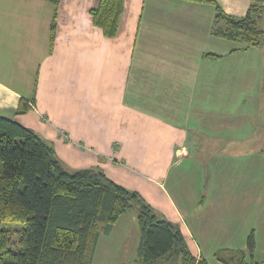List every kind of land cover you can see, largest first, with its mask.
Here are the masks:
<instances>
[{"label":"crops","instance_id":"1","mask_svg":"<svg viewBox=\"0 0 264 264\" xmlns=\"http://www.w3.org/2000/svg\"><path fill=\"white\" fill-rule=\"evenodd\" d=\"M98 1L61 0L50 47L53 6L0 0V115L68 168H100L138 192L197 259L198 244L209 259L246 251L252 233L253 261L264 262L262 136L251 146L264 131V6L261 46L243 50L213 36L207 0H124L111 39L92 25ZM215 2L242 17L251 0ZM126 215L99 237L91 264H136L139 231Z\"/></svg>","mask_w":264,"mask_h":264},{"label":"trees","instance_id":"2","mask_svg":"<svg viewBox=\"0 0 264 264\" xmlns=\"http://www.w3.org/2000/svg\"><path fill=\"white\" fill-rule=\"evenodd\" d=\"M45 1L54 8L51 47L61 0ZM123 1L99 0L89 11L92 25L107 39L117 33ZM207 1L215 7L213 36L241 43L243 50L261 46L264 0H251L242 17ZM28 109L20 101L17 113ZM131 210L139 231L136 264H208L192 255L179 226L138 192L112 182L100 168H68L33 130L0 115V264H91L99 237ZM254 248L251 233L246 251L218 249L213 257L221 264H264L253 261Z\"/></svg>","mask_w":264,"mask_h":264},{"label":"rangeland","instance_id":"3","mask_svg":"<svg viewBox=\"0 0 264 264\" xmlns=\"http://www.w3.org/2000/svg\"><path fill=\"white\" fill-rule=\"evenodd\" d=\"M230 42V44L232 45V46H237V47H239V46H243L241 43H238V42H231V41H229ZM215 103V102H214ZM219 104V103H218ZM217 104V105H218ZM264 111V110H263ZM262 136V143H263V145H264V131L262 130L261 131V133L260 134H258V132L256 133V134H254L253 135V137H252V140L254 139V142H250L251 143V146H254V147H256L255 145H257L256 143H255V139H258V138H260ZM216 139H210V141H215ZM190 143V145H189V147H191V149H192V152H194V151H196L198 148V144L195 142V141H191V142H189ZM261 143V141H259L258 142V145ZM214 148H212V151H218V147H220V144H218L217 142H215L214 143ZM239 150H241V151H243L244 149H242V148H239ZM198 151V150H197ZM126 218H129V216H131V215H134L135 214V212L133 211V210H131V211H129V212H126ZM120 233V232H119ZM119 233H118V235H119ZM16 237H13V240L14 241H16ZM198 246V248L201 250V252H202V254H203V258L207 261V263L208 264H221L220 262H218V261H216L214 258H211V259H209V246L207 247V246H204V245H201V244H198L197 245Z\"/></svg>","mask_w":264,"mask_h":264}]
</instances>
